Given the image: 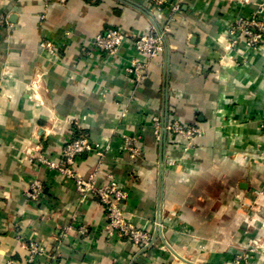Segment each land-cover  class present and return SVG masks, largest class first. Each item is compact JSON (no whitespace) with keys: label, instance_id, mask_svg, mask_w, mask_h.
I'll return each mask as SVG.
<instances>
[{"label":"crops","instance_id":"crops-1","mask_svg":"<svg viewBox=\"0 0 264 264\" xmlns=\"http://www.w3.org/2000/svg\"><path fill=\"white\" fill-rule=\"evenodd\" d=\"M174 1L158 13L149 0H0V264H28L31 241L59 264H233L237 255L264 264V162L252 157L264 147V39L250 50L229 32L264 0H179L168 23ZM165 25L164 50L139 85L123 71L127 45L121 63L79 49L107 29ZM46 38L56 55L40 46ZM154 118L197 125L202 136L183 152L179 139L156 140ZM74 131L104 151L80 157L79 174L118 179L125 218L157 232L153 247L108 239L98 200L79 203L71 180L35 163L61 162ZM135 136L141 154L131 158L125 139ZM34 181L46 195L36 204L24 196Z\"/></svg>","mask_w":264,"mask_h":264},{"label":"built area","instance_id":"built-area-1","mask_svg":"<svg viewBox=\"0 0 264 264\" xmlns=\"http://www.w3.org/2000/svg\"><path fill=\"white\" fill-rule=\"evenodd\" d=\"M150 6L158 13L163 12L168 0H149ZM168 23L174 19L179 11L180 1L175 0L169 4ZM7 24L6 16L0 11V30ZM168 25L152 28L145 34H129L116 29H107L85 41L80 45L81 54H86L89 59L104 58L106 61L119 59L121 48L127 45L131 56L126 60L123 71L132 79L135 85L142 84L148 77L151 61L163 52L167 38ZM236 37L244 39L248 49L256 48L264 39V9L259 7L248 16L239 17L229 29ZM40 46L48 55H56L55 43L46 38L41 41ZM91 61V62H92ZM154 136L157 141H163L166 136L170 139H179L183 143L182 151L193 149L196 140L202 136V130L194 124H183L177 119L163 121L159 118L153 120ZM140 137L125 139V152L131 158L139 157L141 150L138 147ZM108 150L106 147L105 151ZM61 162L54 161L44 155L38 156L35 163L41 167L56 171L59 175L74 183L75 192L79 203H83L89 196H94L102 207L106 220V237L110 240L126 239L133 243L140 251L153 247L157 232L145 231L137 228L127 220L122 210L123 203L128 198V191L113 175H108L105 182H98V168L87 176L79 174L77 162L80 157L87 154H95L100 160L104 151L93 145L88 137L82 132L70 133L64 141L60 151ZM25 198L31 203H39L45 198V187L40 181H34L24 193ZM158 230V229H157ZM78 232L82 235L88 233V228L81 226ZM28 264H38L39 258H44V264H59L57 256L49 253L40 243L31 241L27 245ZM243 255H237L233 264H246ZM6 264H14L8 259Z\"/></svg>","mask_w":264,"mask_h":264},{"label":"rangeland","instance_id":"rangeland-1","mask_svg":"<svg viewBox=\"0 0 264 264\" xmlns=\"http://www.w3.org/2000/svg\"><path fill=\"white\" fill-rule=\"evenodd\" d=\"M261 44V43H260ZM259 44V45H260ZM258 45V46H259ZM257 46V47H258ZM256 47V48H257ZM256 48L254 49H250V50H255ZM259 128L264 131V122H261L260 125H259ZM252 157H254L255 161H258V162H264V147L262 149H259V151L254 154H252ZM250 210H253V211H256L259 207H258V204L256 203H251L250 205ZM255 219V218H254Z\"/></svg>","mask_w":264,"mask_h":264},{"label":"water","instance_id":"water-1","mask_svg":"<svg viewBox=\"0 0 264 264\" xmlns=\"http://www.w3.org/2000/svg\"><path fill=\"white\" fill-rule=\"evenodd\" d=\"M163 142V141H162Z\"/></svg>","mask_w":264,"mask_h":264}]
</instances>
